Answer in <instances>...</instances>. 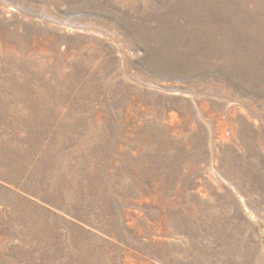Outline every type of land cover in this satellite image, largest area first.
I'll return each mask as SVG.
<instances>
[{
  "label": "rangeland",
  "instance_id": "obj_1",
  "mask_svg": "<svg viewBox=\"0 0 264 264\" xmlns=\"http://www.w3.org/2000/svg\"><path fill=\"white\" fill-rule=\"evenodd\" d=\"M0 264H264V0H0Z\"/></svg>",
  "mask_w": 264,
  "mask_h": 264
}]
</instances>
